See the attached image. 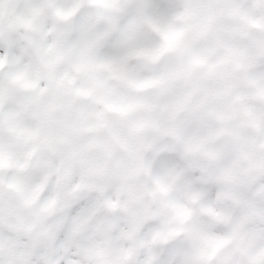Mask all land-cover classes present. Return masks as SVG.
Returning a JSON list of instances; mask_svg holds the SVG:
<instances>
[{"label": "snow or ice", "instance_id": "1", "mask_svg": "<svg viewBox=\"0 0 264 264\" xmlns=\"http://www.w3.org/2000/svg\"><path fill=\"white\" fill-rule=\"evenodd\" d=\"M0 264H264V0H0Z\"/></svg>", "mask_w": 264, "mask_h": 264}]
</instances>
